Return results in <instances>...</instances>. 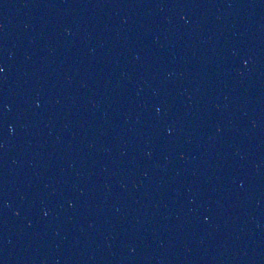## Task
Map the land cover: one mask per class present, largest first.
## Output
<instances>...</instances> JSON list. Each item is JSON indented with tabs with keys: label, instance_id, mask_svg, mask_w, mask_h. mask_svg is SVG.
<instances>
[{
	"label": "water",
	"instance_id": "1",
	"mask_svg": "<svg viewBox=\"0 0 264 264\" xmlns=\"http://www.w3.org/2000/svg\"><path fill=\"white\" fill-rule=\"evenodd\" d=\"M0 264H264V0H76L1 69Z\"/></svg>",
	"mask_w": 264,
	"mask_h": 264
}]
</instances>
